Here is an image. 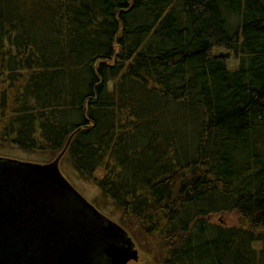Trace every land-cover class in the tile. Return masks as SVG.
Masks as SVG:
<instances>
[{
    "label": "trees",
    "instance_id": "trees-1",
    "mask_svg": "<svg viewBox=\"0 0 264 264\" xmlns=\"http://www.w3.org/2000/svg\"><path fill=\"white\" fill-rule=\"evenodd\" d=\"M70 136L162 264H264V0H0V151Z\"/></svg>",
    "mask_w": 264,
    "mask_h": 264
},
{
    "label": "water",
    "instance_id": "water-1",
    "mask_svg": "<svg viewBox=\"0 0 264 264\" xmlns=\"http://www.w3.org/2000/svg\"><path fill=\"white\" fill-rule=\"evenodd\" d=\"M70 139L44 164L0 156V264H126L137 258L124 230L62 176L59 163Z\"/></svg>",
    "mask_w": 264,
    "mask_h": 264
},
{
    "label": "rangeland",
    "instance_id": "rangeland-1",
    "mask_svg": "<svg viewBox=\"0 0 264 264\" xmlns=\"http://www.w3.org/2000/svg\"><path fill=\"white\" fill-rule=\"evenodd\" d=\"M0 156L6 157V158H12L16 160H23L27 162H35V163H48L50 161H45L44 163L39 160L38 157L41 156L39 153L35 152H25L23 150H18L16 148L12 149H6L5 151H0ZM52 159V158H51ZM54 159H52L53 161ZM65 160H60L59 163V170L62 174V176L68 180L73 187L76 189L77 192L82 194L85 199H87L88 202L93 203L98 211L101 214H104L112 221H115L116 224H120V226L127 232V234L131 237L133 240V243L138 250V258L134 261L129 262L128 264H162L161 261L163 259V253L160 252L162 248L157 247H151L149 244L153 241H156L155 236L156 234H143L140 227L137 229L135 228V222L132 219L125 220V223L121 221L120 213L114 210L113 205L110 202H107L105 199L99 197L100 191H98V188L94 184L93 181H87L79 177L75 173L74 170H72L69 165L63 163ZM61 164V165H60ZM212 220L218 221L219 223L227 226V225H235L238 226L244 222L243 219L239 216V214L235 212H227L225 214H217L215 216L211 217ZM143 229V228H142ZM160 244V243H159Z\"/></svg>",
    "mask_w": 264,
    "mask_h": 264
},
{
    "label": "flooded vegetation",
    "instance_id": "flooded-vegetation-1",
    "mask_svg": "<svg viewBox=\"0 0 264 264\" xmlns=\"http://www.w3.org/2000/svg\"><path fill=\"white\" fill-rule=\"evenodd\" d=\"M131 261H132V260H131ZM131 261H128L127 264H128L129 262H131ZM103 262H104V261H103Z\"/></svg>",
    "mask_w": 264,
    "mask_h": 264
}]
</instances>
